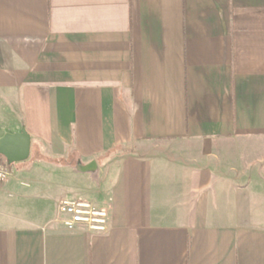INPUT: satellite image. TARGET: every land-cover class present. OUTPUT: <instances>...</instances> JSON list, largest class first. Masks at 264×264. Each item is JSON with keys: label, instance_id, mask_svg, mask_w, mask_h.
Wrapping results in <instances>:
<instances>
[{"label": "crops", "instance_id": "1", "mask_svg": "<svg viewBox=\"0 0 264 264\" xmlns=\"http://www.w3.org/2000/svg\"><path fill=\"white\" fill-rule=\"evenodd\" d=\"M22 128L0 264H264V0H0V136ZM33 154L71 190L26 185ZM64 196L107 229L67 230Z\"/></svg>", "mask_w": 264, "mask_h": 264}, {"label": "built area", "instance_id": "2", "mask_svg": "<svg viewBox=\"0 0 264 264\" xmlns=\"http://www.w3.org/2000/svg\"><path fill=\"white\" fill-rule=\"evenodd\" d=\"M14 175L12 164L0 160V184ZM109 211L93 202L71 197H61L57 202V220L69 231L79 227L88 231H105L108 227Z\"/></svg>", "mask_w": 264, "mask_h": 264}, {"label": "rangeland", "instance_id": "3", "mask_svg": "<svg viewBox=\"0 0 264 264\" xmlns=\"http://www.w3.org/2000/svg\"><path fill=\"white\" fill-rule=\"evenodd\" d=\"M65 162H68V161L64 160V161L56 162L48 158L45 159L43 157H40V155L33 154L30 160H28V162L24 164L28 166L27 167L28 171L31 174L29 177L30 179L29 180L27 179L26 181L23 180V182H25L26 185L27 183H30V180L34 179L33 176L36 177L35 173L36 171H38L39 172L38 179L39 180L43 179V185L45 188H48V189L52 188L53 190L55 189L58 194H65L67 193L68 190H71L72 188L71 186L73 185V183L77 182L76 172L80 171V169L77 166H75L74 163H69L71 165L69 164L67 165ZM12 165L17 167L16 163H13ZM76 198H79V197H76ZM13 203L19 204V201L18 200L16 202L13 201ZM0 217H2L3 220L9 221V219L4 218V216H0Z\"/></svg>", "mask_w": 264, "mask_h": 264}, {"label": "water", "instance_id": "4", "mask_svg": "<svg viewBox=\"0 0 264 264\" xmlns=\"http://www.w3.org/2000/svg\"><path fill=\"white\" fill-rule=\"evenodd\" d=\"M31 137L25 129L0 136V156L9 164L25 161L29 158Z\"/></svg>", "mask_w": 264, "mask_h": 264}, {"label": "trees", "instance_id": "5", "mask_svg": "<svg viewBox=\"0 0 264 264\" xmlns=\"http://www.w3.org/2000/svg\"><path fill=\"white\" fill-rule=\"evenodd\" d=\"M0 158H1L2 160L6 161L2 156H0Z\"/></svg>", "mask_w": 264, "mask_h": 264}]
</instances>
